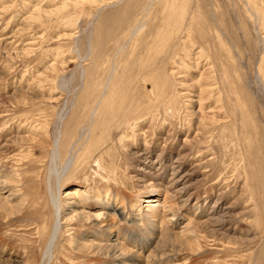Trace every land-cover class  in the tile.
I'll list each match as a JSON object with an SVG mask.
<instances>
[{
	"label": "rangeland",
	"instance_id": "1",
	"mask_svg": "<svg viewBox=\"0 0 264 264\" xmlns=\"http://www.w3.org/2000/svg\"><path fill=\"white\" fill-rule=\"evenodd\" d=\"M137 26L140 34L131 36ZM178 27L189 33L193 55L203 53L199 68L183 52L181 34L174 35ZM180 58L192 61L191 69L170 73L171 62L175 70L184 64ZM207 68L210 79L198 81L209 83L203 109L222 122H190L186 109L197 111V75ZM172 100L171 114L165 103ZM55 141L58 163L70 149L72 167L76 161L57 195L82 188L84 209L94 214L98 191L114 193L128 218L116 217L115 226L143 240L149 224L144 211L133 220L136 205L153 192L163 191L162 197L166 188H156L158 177L150 168L140 171L142 161L131 152L145 151L147 161L165 164L161 184L169 165L181 167L185 182L179 186L190 197L175 228L198 224L192 232L202 249L169 252L165 264H264V0H0V194L12 204L0 203V264H112L113 257L73 247L99 229L101 239L110 235L88 222L62 221L52 252L44 254L54 223ZM213 206L215 217L226 218L211 235L202 223L212 221Z\"/></svg>",
	"mask_w": 264,
	"mask_h": 264
},
{
	"label": "bare ground",
	"instance_id": "2",
	"mask_svg": "<svg viewBox=\"0 0 264 264\" xmlns=\"http://www.w3.org/2000/svg\"><path fill=\"white\" fill-rule=\"evenodd\" d=\"M110 2H112V1L105 2V4L107 5ZM171 8H173V7H171ZM173 15H174V13H173ZM181 15H184V14H180V16ZM182 22H183V20H182ZM138 27L139 26L135 27L134 29L133 28L131 29V31H132L130 33L131 36H133V35L135 36L137 34H140L139 32L141 31V29H137ZM163 28H165V27H163ZM167 29H168V31L170 30V28H168V27H167ZM171 31H173V28L171 29ZM180 32L181 31H180V28H179V29H177V31L175 30L174 35H178L179 36L181 34V41L180 42H182V44L184 46V51L183 50L182 51L185 52V53H187L188 57L189 56L191 57V58L189 57V60H192L193 63H194L193 65H195L196 67L199 68V66H201V64L199 65V62L201 60L199 56L202 55L203 53H197L198 55L200 54L199 56L198 55H195V54L193 55L192 48L195 47V46H193L192 42L189 40V33L187 32L183 36L182 33H180ZM171 33L173 35V32H170V34H169V32H167L165 37H167V35L169 34L170 35V38H171ZM174 35H173V37H175ZM162 45H163V47H165V44H162ZM166 47L168 48V46H166ZM198 49H199V47L196 50H198ZM173 53H175V52H173ZM150 54H151V56L153 55L152 52H150ZM187 55H186V58H187ZM182 56H184V55H182ZM194 56H197V57H194ZM176 58H178V57H176ZM184 58H185V56H184ZM180 60H181V58H180ZM154 61L155 62L153 64V66L156 65V59ZM181 61L182 62L180 64H183V63L184 64L182 66H178L177 67V70L174 69V65L175 64L173 65V62H171L172 66L168 67L169 69L167 68L168 71L170 73H173L174 74L177 71L179 72L180 71L179 70V67H183L184 65H187L186 68L189 71V69H191V68H189L188 65H190V63H192V61L191 62L189 61L190 63H186V64H185V62H183V60H181ZM201 63H202V61H201ZM177 65L178 64H176V66ZM185 69H184V71H185ZM148 70H147V72H145V71L144 72L148 74ZM150 70L152 71L151 68H150ZM207 70H208V68H207ZM211 71L212 70H208V71L202 72V70H201V73L202 74L201 75L199 74L201 77L199 78V75H197L198 76L197 84L199 83L198 81L204 80L205 79L204 77H206V80L205 81H208L210 79V77H211V74H212ZM138 72H140V71H138ZM182 76H184V74ZM185 77H188V76H185ZM165 79H162V81L159 84V92H157V97L163 96L162 92H163V87H164L163 85L165 83ZM212 80H214L213 77H212ZM167 83H170V82H167ZM177 83H180V82L178 81ZM182 83L183 82H181V84ZM210 83H211V81H210ZM215 83H216V81L214 80V81H212L211 84L213 86H215ZM183 84H185V83H183ZM208 85H209V83H204V85L200 84V87H202V88H200V92H199L200 95L198 96V100H197V103L199 105V107L197 108V111L198 112L197 111H194L193 109H192V111H188L189 109H186V107H185V109L187 110V112L185 114H187V119L190 122H191V120H194L195 118L196 119L198 118L199 119V122H201L203 120L204 121H208L209 119H214V118H215L214 119L215 122H222L221 119H219V118L215 117V115H213V112H212V114H209V117H207L206 116L207 113L205 114L206 111L203 109V107L207 106V105H205V103H206V101H208V98L210 97V93L208 92ZM175 86H177V85L175 84ZM179 87H181V85ZM176 88H175V90H176ZM213 88L215 89V87H213ZM160 89H162V90L160 91ZM212 89H211V91H212ZM145 92H146L145 94H147L148 96L151 95V94L148 93L147 90ZM173 98H174V96H173ZM211 98H212V96H211ZM175 99H176V97H175ZM173 101L174 100H172L169 103L168 102L165 103V105H166L165 108L170 109V111L166 109V112L168 111L171 114L174 113V112H171V111H173L174 109H176V108H174V106H175L174 103H176V102L173 103ZM216 103H218V102H216ZM219 103L217 105H219ZM211 107H212V105H211ZM153 108H156V107H153ZM214 109L217 110V108H213V110ZM208 111H210V110H208ZM218 111H220V110L218 109ZM166 112H165V114H166ZM188 113H192L194 115H198L199 114V116H193L191 118H188ZM178 114H179V112H178ZM192 114H191V116H192ZM150 116H151V114H150ZM173 116H175V115L173 114ZM185 119H183V121L186 122L187 120H185ZM205 119H208V120H205ZM142 122L140 123L139 126H142L144 123H146V122H143V123ZM203 123L204 122H202V124ZM137 124H139V123H137ZM188 124L191 125V126H193L189 122H188ZM215 124H218V123H215ZM135 126H136V124H135ZM150 127L151 126L149 125L148 128H150ZM220 127H222V126H220ZM134 128H136V127H134ZM148 130L149 129H147V134L149 136ZM134 132H136V131H134ZM200 132H201V129H198L197 128L196 133L198 134ZM169 133L170 132L168 131L167 134H169ZM192 139H191V142H193V140H194V139L193 140ZM182 142H184V143H187L188 142L189 143L190 140L187 139V138H184ZM144 152H141L138 155H137V153H138L137 151L135 152V154L131 152V155L132 156L134 155V157H137V158H139V160L142 161V164L140 165L142 167L139 166L140 167V171H142V169L145 171V169L150 168V170L152 171V174L153 175H156V177H158L157 182H159V183L157 184V187L156 188L160 189L161 187H163L162 189H164V187H165L166 190H164V191H166V192L163 194L162 197H161V194H162L163 191L162 192H159V193L153 192V193H151V195L149 197H146L145 201H143V204H144L143 206L141 205L139 207V205H136V207H137L136 210L137 211L135 212V216H134L135 218L133 217V220L136 223L139 222L140 221L139 215H140L141 211H144V214L146 215L145 216L146 217L145 219H146V221H148V224H149V227L147 228L148 231L146 229L147 239H144L143 240V239L137 238V236L134 235V234H132V233L131 234H128V235L125 234L120 228L118 229V227L115 226V218L116 217H118L119 220H123V219L126 218L125 215H124L125 214V211H126V204H125L124 200H122L121 198H118L117 195H115L114 193L113 194L112 193H109L108 191H104L103 189H102L103 191L102 190L101 191H98L97 198H96V200H97V207L96 208H98V210H96L94 212V214H92V213H90V211L88 212V211H86L84 209L85 206H86L84 200L86 198H84L83 196H80V194H79L81 192H84V191H82V188L80 189L77 186L76 187H72V188H68V189H66L64 191V194L65 195L63 197L61 196L62 198L59 195H57L58 188L60 186L61 181L70 172V170L72 171V168L76 166V164H75L76 161L74 162V165L75 166L72 167V161H71L72 149H70L69 155L67 153L68 157H66L64 159V161H66V162L65 163L64 162L63 163L62 162H59L58 163L57 159L59 158L60 150H59L58 143L56 141L54 142L53 148H52V153H51V162H53V169H52V171H53V176L55 178L54 181L56 180L55 183H56V187L57 188H55V190L54 189L52 190L49 187L50 188L49 189V194H50L51 204H52V207H53V210H54V223H53V229L51 230L52 232H51L50 238L48 240L47 248L45 249V252H44L45 256H48L52 252V249H53V246L55 244V240H56V238L58 236V233L62 229V226H61L62 221L65 224L66 223L69 224V222H72L73 223V221L74 222L81 221V222H84V223L85 222L86 223L88 222V223L96 226L97 229L103 227L105 229L110 230V231H108V232H110L109 233L110 235H108V236H102L103 239H101V234H102V230L101 229L97 230V232L96 231H93L92 232L93 238L90 237L89 235H86L85 234L84 237H82V239L80 238L79 240L74 241L73 247L75 249H77L78 251H81V252H83V251H89L93 255L102 254L104 256L113 257L114 263H112V264H150V263H148L150 260L152 261L151 264H163V263L165 264L164 259L168 256L169 252H172V251L173 252H175V251L177 252V250H179L180 248H185L187 250L190 249V250H192L193 252L196 253L197 251H200L202 249V245L200 244L199 239L197 237H195L196 235H194L193 232H192L193 230H195L194 228H196V226H198V224H196L195 226H189L190 224L189 223H186L185 225H183L181 227L182 229L176 230V228H175V226L179 224V223L177 224V222H178L177 221L178 220V218H177V212H178L179 208H182V206L186 205V203L188 202V199L190 197L189 194L187 195V191L184 190V187H180L179 186L180 184H183V182H185L184 181L185 174H183L182 172H180L181 171L180 170L181 167H179L178 169H176L175 168V165L172 166L173 163L171 165H169L170 172L168 174L169 175V178H168V180L166 182L167 185L165 183H163V182L161 184L160 183V181H161L160 180V178H161L160 177L161 176L160 173H161V171L163 169V165H165V164H163V163L161 164V162L158 161V160H155V161H151V160L150 161H147L148 156H146ZM159 157H160V155H158L156 157V159H159ZM178 160H181V158L177 154L176 163L178 162ZM157 162H159L158 163V166L156 165ZM143 166H145V168H143ZM100 169H102V167H100ZM103 170H104V168H103ZM138 173H139L140 176H137V177H139L140 179H142L141 183L143 182V183H146L147 184L148 182H146V181L149 180V179H145V175H144L143 172H138ZM134 179H138V178H134ZM2 182H4V181L0 180V191L4 189V184ZM146 184H144V185H146ZM164 184H165V186H164ZM144 187H146V186H144ZM85 193H87V192H85ZM1 194H0V203L3 204V205L12 206L9 197L8 196H2ZM63 201L64 202L65 201L67 202V207H65V208H62L63 207L62 205H64V204H62ZM144 209H146V210H144ZM195 209L197 210V207H194V210ZM214 211H216V210L214 209V206H213L211 208V211L209 213V216H211L212 212H213V216H214ZM225 216H226V214H224V215L222 214L221 216H218L217 215L216 217L215 216L213 217L212 221H210V220L207 221L206 220L205 222H203L202 224L206 227V229L208 231L207 233H209V234L212 235V234H215L217 231H220V228H221V226H223L224 220L226 218ZM101 218H103V219H101ZM125 220L127 221L128 218H126ZM114 227H115V229H114ZM154 238H157L156 239L157 241H155ZM132 247H138V248L137 249H134ZM167 247H168V249H166ZM146 252H147V254L144 255V253H146ZM165 254H167V255L165 256Z\"/></svg>",
	"mask_w": 264,
	"mask_h": 264
}]
</instances>
